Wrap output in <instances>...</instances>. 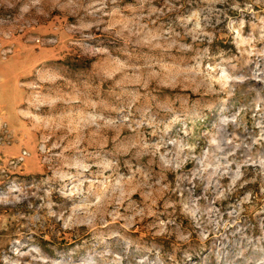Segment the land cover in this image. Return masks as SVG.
<instances>
[{"label":"rangeland","instance_id":"obj_1","mask_svg":"<svg viewBox=\"0 0 264 264\" xmlns=\"http://www.w3.org/2000/svg\"><path fill=\"white\" fill-rule=\"evenodd\" d=\"M1 264H264V0H0Z\"/></svg>","mask_w":264,"mask_h":264},{"label":"trees","instance_id":"obj_2","mask_svg":"<svg viewBox=\"0 0 264 264\" xmlns=\"http://www.w3.org/2000/svg\"><path fill=\"white\" fill-rule=\"evenodd\" d=\"M1 264V263H0Z\"/></svg>","mask_w":264,"mask_h":264}]
</instances>
